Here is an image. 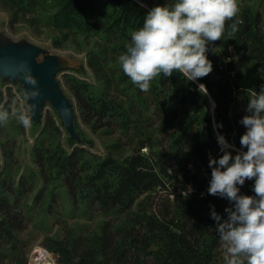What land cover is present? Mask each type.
<instances>
[{
    "label": "trees",
    "instance_id": "trees-1",
    "mask_svg": "<svg viewBox=\"0 0 264 264\" xmlns=\"http://www.w3.org/2000/svg\"><path fill=\"white\" fill-rule=\"evenodd\" d=\"M177 0H157L156 5ZM25 13H49L57 29L70 31L85 40H97L100 57L115 61L118 85L98 91L76 76L67 78L77 100L75 124L80 139H71L54 114L45 116L44 135L51 140L34 149V164L42 187L35 204L49 196V215L57 203L58 190L65 186L76 206L98 210L103 220L94 229L64 228L62 237L44 242L58 255L57 264H217L222 241L215 231L211 206L222 219L232 203L208 194L211 180L209 159L223 153L217 134L224 135L236 151L246 131L240 123L248 105V89L259 92L249 76L236 72L229 60L232 52L255 59L264 67L262 16L255 14L250 0H237L238 31L226 28L220 41L209 43L206 53L213 71L196 81L174 72L162 74L145 93L132 84L118 63L131 32L143 25L146 11L136 0H14ZM231 23V22H229ZM232 47V49H231ZM92 57H99L94 55ZM93 59V58H92ZM81 73L82 70H72ZM205 85L215 103L210 113ZM202 96V98H200ZM55 117L59 121L57 124ZM93 132L119 131L132 154L121 161L94 153L92 140L84 137L79 120ZM43 118L35 125H41ZM0 172V264H28L33 240L27 233L34 208L29 197L38 178L35 171L22 173L12 152H4ZM253 180L240 187L241 195L254 196ZM136 251L143 260L133 262ZM129 260V261H128Z\"/></svg>",
    "mask_w": 264,
    "mask_h": 264
},
{
    "label": "clouds",
    "instance_id": "clouds-1",
    "mask_svg": "<svg viewBox=\"0 0 264 264\" xmlns=\"http://www.w3.org/2000/svg\"><path fill=\"white\" fill-rule=\"evenodd\" d=\"M237 0H177L163 6L156 5L144 16L143 25L131 32L126 50L118 56L123 73L142 92H149L154 78L171 77L174 72L187 81H196L213 71L208 59L209 43L220 41L226 28L234 33L243 21L238 18ZM231 22V23H229ZM28 84L36 85L30 75ZM199 91L207 95L205 85ZM249 113L240 123L246 131L240 137L241 148L233 157L234 145L224 135L217 134L223 153L219 159H209L211 180L208 194L226 198L232 207L225 208L223 218L211 206L215 231L226 247L224 264H264V85L259 92L248 89ZM38 90L31 96H38ZM27 130L31 128L30 110L23 104L11 112L0 106V125L10 118ZM254 196L241 195L240 187L253 180Z\"/></svg>",
    "mask_w": 264,
    "mask_h": 264
},
{
    "label": "rangeland",
    "instance_id": "rangeland-1",
    "mask_svg": "<svg viewBox=\"0 0 264 264\" xmlns=\"http://www.w3.org/2000/svg\"><path fill=\"white\" fill-rule=\"evenodd\" d=\"M136 1L146 11H149L151 9L150 3L157 0ZM250 6L255 14H261L262 28L264 30V0H250ZM48 16L49 13L45 12L25 13L16 6L14 0H0V34L13 41L26 40L43 47L51 54L69 58L71 67L58 73L57 79L60 81L66 95L74 103L75 108L77 107V100L68 84L67 78L69 76H76L81 80H85L91 84L93 89L98 91L108 88L109 91L114 90L118 85L117 73L115 71L116 63L112 60L111 56L100 57L102 50L99 42L94 39L87 41L82 36H78L70 31L57 29L50 23V17ZM94 55H98L99 57H92ZM230 61L233 63L236 72L249 76L250 83L258 90H261V86L264 85V67L259 68L255 59L239 56L236 52H232ZM79 69L82 70L81 73L72 71ZM7 83H9V80L4 81L0 77L1 91H5ZM13 86L16 89V94L9 92V90L2 93L0 106L11 112L12 108L19 109L21 104H23L26 109L30 110L27 104V97L20 90L21 84L15 82ZM206 98L210 113L213 114L214 101L208 92ZM46 106L47 110L45 111L44 108L41 125H35L32 121L31 128L26 130L15 117L10 118L6 124L0 125V172L5 164L4 152L11 151L15 163L20 166L21 174L35 171L38 178L37 186L28 200L29 206L34 208L31 212L33 221L30 223L27 231L33 240L28 255L29 260L38 247L46 248L44 245L45 241L58 236L62 237L64 228L76 229L78 227H87L94 229L103 220V216L98 213V210L89 209L85 211V207L80 206H76L74 209L70 194L65 186H62L57 192L59 198L52 209L53 214L49 215L46 212L50 200L49 196H46V199L41 202L40 206L39 204H35L34 197L41 189L42 181L39 171L34 164L33 153L37 145L42 143L47 144L51 140L44 135L43 129L45 116L49 113L54 114L55 111L49 103ZM76 111L78 112V109ZM55 120L59 125L57 117H55ZM79 127L84 137L93 141L94 147L90 148V150L94 153L102 156H112L119 161L132 154L128 141L119 131L103 129L93 132L81 119L79 120ZM61 130L63 131L62 141L65 143L66 130L64 127ZM225 251L226 247L222 242L218 251L217 264H224ZM131 258L133 262H138L139 260H143V255L134 251Z\"/></svg>",
    "mask_w": 264,
    "mask_h": 264
},
{
    "label": "water",
    "instance_id": "water-1",
    "mask_svg": "<svg viewBox=\"0 0 264 264\" xmlns=\"http://www.w3.org/2000/svg\"><path fill=\"white\" fill-rule=\"evenodd\" d=\"M70 67L69 58L51 54L43 47L26 40L13 41L0 34V77L4 81L21 84L32 121L38 123L43 118V109L49 103L60 117L71 139H80L76 130L74 103L57 79L58 73ZM28 74L36 80L35 86L26 82L25 76ZM35 90H38L39 94L32 97L31 92Z\"/></svg>",
    "mask_w": 264,
    "mask_h": 264
},
{
    "label": "built area",
    "instance_id": "built-area-1",
    "mask_svg": "<svg viewBox=\"0 0 264 264\" xmlns=\"http://www.w3.org/2000/svg\"><path fill=\"white\" fill-rule=\"evenodd\" d=\"M13 83H15V82H12V81H9V83H7L6 84V86H5V91H1L2 93H5V92H7L8 90H9V92H13L14 94H16V89H15V87L13 86ZM21 90V89H20ZM22 92V91H21ZM47 110V106H45V111ZM43 254H48V255H50L49 257H50V259L55 263V264H57L56 263V261L58 260V255H56L55 253H53V252H50L48 249H46V248H44V247H38L37 249H36V251H35V253H33L32 255L33 256H31L30 257V260H29V264H34V263H36V262H38V261H40V257H41V255H43Z\"/></svg>",
    "mask_w": 264,
    "mask_h": 264
},
{
    "label": "bare ground",
    "instance_id": "bare-ground-1",
    "mask_svg": "<svg viewBox=\"0 0 264 264\" xmlns=\"http://www.w3.org/2000/svg\"><path fill=\"white\" fill-rule=\"evenodd\" d=\"M46 106V105H45ZM45 108V107H44ZM44 111V109H43ZM43 115H44V112H43ZM50 255L48 254H43L41 255L40 257V261L34 263V264H55L49 257Z\"/></svg>",
    "mask_w": 264,
    "mask_h": 264
}]
</instances>
